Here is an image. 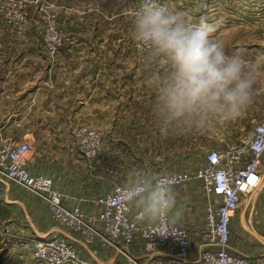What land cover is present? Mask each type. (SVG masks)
I'll use <instances>...</instances> for the list:
<instances>
[{
    "label": "rangeland",
    "instance_id": "374dc122",
    "mask_svg": "<svg viewBox=\"0 0 264 264\" xmlns=\"http://www.w3.org/2000/svg\"><path fill=\"white\" fill-rule=\"evenodd\" d=\"M231 1L239 3V6L231 8L226 5L225 0L219 4H215V0H0V65L9 63L43 69L53 67L58 78L68 82L72 79H84L88 68L96 70L98 66L111 64L116 65L117 69L118 66L121 67L122 76L116 92L108 82V101L115 94L119 97L121 91L124 101L123 129L115 127V107L112 102L101 105V114L96 111L99 104L95 102L91 103L90 113L82 112L80 92L84 93V89L77 85L75 87L78 90L69 95L68 99L64 98L74 105L80 116L88 115V124L93 125L77 129L74 137L76 147H104L100 155L91 158L92 190L101 195L118 185L124 186L134 170L146 172L156 178L161 172L188 171L192 177L178 186L186 187L182 194L190 208H187L184 215V225L192 231L194 251L199 248L197 235L200 236L206 205L210 201L202 181L195 177L197 169L206 160L208 150L213 148L206 144H225L227 139L228 143L220 148L223 149L231 141L244 137L263 119L264 78L257 85L254 102L241 116L227 122L218 121L207 125L219 126L217 129H221V125H228V130L233 135L231 137L208 134L196 136L189 133L169 136L161 134L159 126H154L155 122L141 126L136 117L156 119L155 115L151 117L157 95L154 80L158 74L163 78L166 68L163 62L155 65L144 61L143 53L130 35L131 22L135 13L145 4L165 6L189 23L198 25L204 21L214 25L216 31L212 35L223 40L226 47H235L233 42L236 37L239 41L236 46H245L249 51L246 58L264 59V56L259 55L264 50V0H246L244 4L242 0ZM227 18L230 26L226 24ZM90 73L94 74L93 71ZM13 111L17 114L18 107L12 105L11 112ZM130 113H135L133 121L128 118ZM83 127L97 134L89 135L88 144L84 143L85 136L80 134ZM6 137L17 142H30L28 167L34 174V137ZM184 147H187V151H184ZM262 168L264 170V161ZM120 169L121 175L118 174ZM259 187L264 188V178ZM247 197H244L233 219L232 240L236 250L253 263L254 259L261 261L260 257H264V242L261 240L264 239V224L260 220L255 219V222L248 216L246 218L245 211L247 212L251 196ZM1 238L6 239L0 237V258L7 247ZM25 247L27 249H14L12 254L33 257L31 250L26 245ZM107 253L109 256L105 257V261L111 264V251L108 250ZM144 254L142 258L133 257L142 264H147L151 254ZM122 257L125 261L121 264H133L126 255L122 254ZM4 264L45 263L29 258L26 263Z\"/></svg>",
    "mask_w": 264,
    "mask_h": 264
},
{
    "label": "crops",
    "instance_id": "0c3cea01",
    "mask_svg": "<svg viewBox=\"0 0 264 264\" xmlns=\"http://www.w3.org/2000/svg\"><path fill=\"white\" fill-rule=\"evenodd\" d=\"M219 2H224V0H215V4H219ZM225 2L231 8L236 5L239 6V3L235 4L231 0H225ZM241 2L244 4L246 0H242ZM226 24L230 26L229 18L226 19ZM238 42V39L235 37L233 42L235 47H227V50L229 52H242L244 56H247L249 51L245 46H236ZM259 55L264 56V50ZM92 71L94 74L90 73ZM121 76V67L118 66L117 69V66L113 64L98 66L96 70L88 68L84 79L81 81H74L72 79L70 82L58 78L59 76L53 67L43 69L37 66L32 67L9 63L0 65V144L13 140L8 137L5 138L7 135L33 136L35 143L33 157L34 174L44 173L52 177L55 187L65 194L64 199L69 205L80 202L82 208L94 216L98 215L101 206L95 202L99 193L96 190H92L90 172L92 161L82 153L81 147H76L74 139L77 129L82 126L92 127L93 125L88 124V115L83 114L80 116L78 110L74 109V105L70 104L68 100H64V98L68 99L69 95L78 90L75 87L77 85L83 88L85 93L80 92L82 112L90 113L91 103L95 102L99 104L95 109L101 114L103 111L101 105L112 102L115 107V127L123 129L124 117L122 109L124 101L121 91L119 97L115 94L108 101V82H110V86L113 85V89L116 92ZM12 105L18 107L17 114L15 111L11 112ZM133 116H135V113H130L128 118L131 119ZM153 116L154 114L151 117ZM133 120L134 118L131 119V121ZM136 120L139 121L141 126L145 124L149 125L148 122H155L154 126H159L156 119L136 117ZM215 125L217 126V124ZM217 127L189 128L177 126L169 130L167 134L169 136H181L188 133L196 136L201 134L224 137L233 136L230 134L231 131L228 130V125H221V129H217ZM226 142L228 143L227 139ZM227 143L209 142L206 146L220 149ZM184 151H187V147H184ZM28 164L30 165V159ZM121 173L122 169L119 170L118 174L121 175ZM172 188L176 195V208L182 213L177 222L187 228L192 240L191 229L184 225V215L187 213V208H190L186 204L185 196L182 194L186 187L172 186ZM259 188L246 195V197L249 195L251 197L246 208L247 212L245 211V216L253 220H260L264 224V188ZM212 198V196H208L209 200ZM247 198L246 201L248 200ZM130 215L140 223L150 224L140 221L132 209L130 210ZM204 221L205 218L203 225ZM0 224H3L0 226V237L6 238L4 240L1 238V241L5 243L4 246H7L1 255L0 264L26 263L29 258L33 259L32 255L27 258L24 255L17 254L15 256L12 254L14 249H27L25 245L28 243V237L42 238L57 235L68 236L72 244L79 249L81 258L90 263L110 264L105 261V257L109 256L108 250L112 254L113 261L111 264H121L122 261H125V258L122 257L123 253L116 249L104 247L99 242L85 243L79 233L71 231L54 219L47 203L42 199L2 177H0ZM197 237L198 247L200 248V236L197 235ZM261 240L264 242L263 238ZM4 246L2 248H5ZM199 248L198 251H194L192 247L190 254L192 261L198 262ZM231 249L240 253L236 250L232 237ZM126 251L131 256L144 257L146 251L143 249V240L137 238L132 244L127 246ZM151 256L148 257V260ZM260 259L261 261L254 259L252 264H264V257H260Z\"/></svg>",
    "mask_w": 264,
    "mask_h": 264
},
{
    "label": "built area",
    "instance_id": "2783aa9c",
    "mask_svg": "<svg viewBox=\"0 0 264 264\" xmlns=\"http://www.w3.org/2000/svg\"><path fill=\"white\" fill-rule=\"evenodd\" d=\"M80 134L85 136L86 144L89 135L97 136L95 131L84 127ZM80 149L91 159L100 155L104 147ZM30 150L27 140L0 144V177L42 199L54 219L79 233L85 243L99 242L104 247H112L133 264L142 263L125 247L137 238L143 240V249L152 255L147 264H252L250 258L231 249V237L233 219L244 196L256 190L264 178V119L244 137L231 141L223 149H209L205 162L195 173L206 193L213 197L206 205L198 262L190 258L192 240L187 228L178 222L144 224L131 217V209L121 199L123 185L97 196L95 202L101 206L97 216L83 209L80 202L69 205L52 177L30 171ZM191 177L188 171H181L161 173L157 178L178 186ZM26 246L34 258L45 264H89L66 235L31 237Z\"/></svg>",
    "mask_w": 264,
    "mask_h": 264
},
{
    "label": "clouds",
    "instance_id": "9594fccd",
    "mask_svg": "<svg viewBox=\"0 0 264 264\" xmlns=\"http://www.w3.org/2000/svg\"><path fill=\"white\" fill-rule=\"evenodd\" d=\"M214 25L186 21L171 9L143 5L131 22V38L149 64L164 63L157 75L154 115L161 134L177 126L205 127L241 116L252 105L264 77V59L229 52L215 38ZM122 202L137 218L150 224L175 223L182 213L176 195L163 178L134 170L121 190Z\"/></svg>",
    "mask_w": 264,
    "mask_h": 264
}]
</instances>
